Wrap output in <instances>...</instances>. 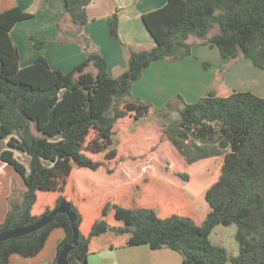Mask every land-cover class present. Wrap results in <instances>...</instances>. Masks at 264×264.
<instances>
[{"label": "trees", "instance_id": "16d2710c", "mask_svg": "<svg viewBox=\"0 0 264 264\" xmlns=\"http://www.w3.org/2000/svg\"><path fill=\"white\" fill-rule=\"evenodd\" d=\"M63 1L66 17L81 33L89 23L87 8L93 0ZM166 1L142 15L155 47L130 50L128 67L118 77L110 74L108 60L97 50H85L86 59L68 73L52 69L43 56L20 68L11 31L34 14L18 5L0 12V160L13 166L26 186L21 201L10 198L0 234L31 226L66 201L80 231L69 264H88L91 254L141 245L175 251L182 264H264V98L252 92L233 91L227 97L211 92L182 108L176 105L182 101L178 96L156 112L157 119L166 121L177 110L178 122L159 124L161 138L188 165L223 159L218 180L204 195L210 209L203 222L181 189H172L164 208L146 205L143 198L150 186H162L147 177L116 188L93 212L86 207L90 193L76 181L75 170L104 169L105 162L93 157L120 161L129 159L123 154L143 156L126 153L124 145L120 149L115 144L118 131L133 132L131 122L145 120L134 131L138 135L145 132L143 127L153 126L149 121L153 106L133 98L132 87L154 62L191 56V37L202 40V46L216 47L223 59L243 57L264 70V0ZM119 25L115 13L111 35L121 42ZM30 40L35 50L59 42L34 35ZM133 135L128 134L124 142L137 138ZM16 153L28 157L29 168ZM179 177L189 180L185 173ZM41 196H45L42 203ZM220 225L237 227V256L212 242L211 234ZM56 228L66 233L51 263L58 264L73 237L66 214H58L34 233L1 242L0 264H9L14 254L37 256Z\"/></svg>", "mask_w": 264, "mask_h": 264}, {"label": "crops", "instance_id": "0c3cea01", "mask_svg": "<svg viewBox=\"0 0 264 264\" xmlns=\"http://www.w3.org/2000/svg\"><path fill=\"white\" fill-rule=\"evenodd\" d=\"M166 2L93 0L87 8L89 23L81 33L66 17L63 0H0V12L18 5L34 14V18L18 23L11 31L12 40L20 52V68L32 65L38 57L43 56L52 69L68 73L86 59L85 50H97L108 60L110 74L118 77L128 67L130 50H151L155 47V41L147 31L142 15L163 7ZM115 13L120 18L121 42L111 35L110 23ZM31 35L59 42L49 43L41 50H35L30 40ZM218 53V56L216 54L213 57L214 63L197 60L193 57V52L182 61L154 62L144 70L142 78L134 83L133 98L165 107L180 96L181 108L211 92L219 97H227L233 91L252 92L264 98V76L252 61L243 57L235 60L223 59L220 52ZM257 73L260 76H256ZM222 162L223 159L221 165ZM25 189L24 180L14 167L0 160V225L8 214L10 198L21 201ZM65 237L64 229L56 228L51 232L40 254L33 258L14 254L9 264H51L56 259L58 247ZM112 253L114 254L111 256H106L107 251L97 254L103 264H182L183 260L175 251H154L147 245L114 250Z\"/></svg>", "mask_w": 264, "mask_h": 264}, {"label": "rangeland", "instance_id": "374dc122", "mask_svg": "<svg viewBox=\"0 0 264 264\" xmlns=\"http://www.w3.org/2000/svg\"><path fill=\"white\" fill-rule=\"evenodd\" d=\"M189 42L192 44L194 58L214 63L213 57L219 54L216 47L209 45L207 46L208 48L201 47L202 45L200 44L203 41L195 37H191ZM197 45H200V47ZM263 71L261 70L264 76ZM258 75L259 73L256 74V76ZM199 100L195 99L193 104ZM150 104L153 106V112L149 118V121L153 124L151 128L146 129L143 127L145 132L138 135L134 131L138 130V126L142 127L145 120L131 122L130 130L133 132L130 133H134L133 136H137V138L126 144L124 139L130 133L124 132V130L118 131L115 137L116 148L120 147L121 149L122 145H124L123 148L126 149V153L143 156L135 157L131 154L129 156L123 154L122 158L128 157L129 159H120V161L118 159L114 161L106 160L104 155L96 156L93 158L105 162L104 169L101 168L98 171L89 169L75 170L74 173L76 174L78 185L81 182L83 189L90 193L86 201L87 210L93 212L94 207L99 206L110 195L115 193L114 190L116 188L138 182L147 177L153 179V182H162V186H157L156 184L150 186L143 198L146 205L159 209L164 208L170 200L172 189H181L190 201L191 210L203 222L210 209L204 195L206 190L218 180L221 174L222 158H213L208 161L188 165L171 143L161 138L162 128L159 124L165 125L169 120L171 123L178 122L179 114L177 110L169 114L170 117L166 122L163 119H157L158 115L156 114L158 110L165 107H158L153 103ZM179 104L180 102L176 103L178 108H181ZM119 128H121L120 125ZM16 155L22 161L24 160L23 162L29 168L28 157L21 153H16ZM184 173L189 175V180L185 181L179 177V174ZM44 198L45 196H41L40 203H42ZM171 205H173V201H171ZM236 232L237 227L235 225L230 227L220 225L212 232L211 240L214 244L225 247L230 256H237L239 254V244L235 238ZM112 252L114 251H107L106 256L114 254Z\"/></svg>", "mask_w": 264, "mask_h": 264}, {"label": "water", "instance_id": "95a60500", "mask_svg": "<svg viewBox=\"0 0 264 264\" xmlns=\"http://www.w3.org/2000/svg\"><path fill=\"white\" fill-rule=\"evenodd\" d=\"M58 214L68 215L72 228H73V237L70 243L67 244L63 248L57 260L58 264H69L68 255L71 251H73L78 246V242L80 238V231L77 225V216L71 210L70 203L66 201L62 202L61 205L58 208H56L54 211H52L50 214L43 216L35 224L25 227V228L16 229V230H12V231H8L3 234H0V243L11 240V239L20 238V237L29 235L31 233H34L40 230L43 227L52 223ZM88 264H103V263L100 260L99 255L95 253V254H91L88 257Z\"/></svg>", "mask_w": 264, "mask_h": 264}]
</instances>
